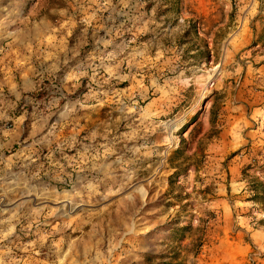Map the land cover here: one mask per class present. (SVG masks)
<instances>
[{
  "label": "rangeland",
  "instance_id": "374dc122",
  "mask_svg": "<svg viewBox=\"0 0 264 264\" xmlns=\"http://www.w3.org/2000/svg\"><path fill=\"white\" fill-rule=\"evenodd\" d=\"M48 28L36 91L1 44L0 264H261L264 0H0Z\"/></svg>",
  "mask_w": 264,
  "mask_h": 264
},
{
  "label": "crops",
  "instance_id": "0c3cea01",
  "mask_svg": "<svg viewBox=\"0 0 264 264\" xmlns=\"http://www.w3.org/2000/svg\"><path fill=\"white\" fill-rule=\"evenodd\" d=\"M47 31L49 34H51L49 31H51V28L46 29V30H32V31H23L22 29H17L15 32H7V30H1L0 31V52H1V44H9L12 48L11 53L12 55L10 56V59L14 63V65H19L17 64L19 61H23L24 64L19 70L16 72L17 79L21 83L23 89L25 90H37L43 87L44 83H42V79H47V76H54L55 73L58 70H62L66 66V62L69 58L65 57V50L68 51L70 48H66L65 44L61 43V40L59 39V43L57 44V48L54 50L50 51H45L42 57L40 54L37 56L38 61L36 63H33V52L29 50H20V47H24V43L28 39L30 41L34 40H39L40 35L45 33ZM60 31V30H59ZM53 34V32H52ZM63 41L65 39L63 38ZM3 57H0V61L2 60ZM67 74H63V77L66 78ZM36 77V79H35ZM36 82V83H35ZM15 89V88H13ZM14 93L18 94V92L15 90ZM1 94V93H0ZM15 96V95H14ZM4 108V104L0 100V109ZM57 109H55L56 111ZM2 113L0 112V122L2 120ZM34 125V124H33ZM35 125H39L38 123H35ZM6 131L3 129L0 125V146L4 143L1 140V137L3 134H5ZM6 142V139H4ZM264 231L260 229H255V232L251 237L250 242L258 249L260 250L261 254L260 256H263L262 251L264 250ZM248 244H241L240 245V253L241 257H243V254H248ZM257 259L260 260L261 264H264V256L258 257ZM257 264V263H255Z\"/></svg>",
  "mask_w": 264,
  "mask_h": 264
},
{
  "label": "trees",
  "instance_id": "16d2710c",
  "mask_svg": "<svg viewBox=\"0 0 264 264\" xmlns=\"http://www.w3.org/2000/svg\"><path fill=\"white\" fill-rule=\"evenodd\" d=\"M195 114L191 119L195 118ZM185 124L182 126L184 128ZM180 230L183 227L179 228ZM142 257L144 258L145 263L149 264H179L177 261V255L174 252L170 254H153V253H143Z\"/></svg>",
  "mask_w": 264,
  "mask_h": 264
}]
</instances>
